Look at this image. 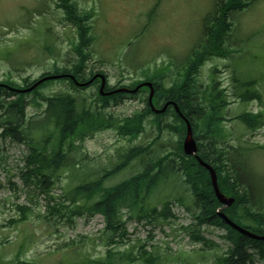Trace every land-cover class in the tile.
Returning a JSON list of instances; mask_svg holds the SVG:
<instances>
[{
	"label": "rangeland",
	"instance_id": "374dc122",
	"mask_svg": "<svg viewBox=\"0 0 264 264\" xmlns=\"http://www.w3.org/2000/svg\"><path fill=\"white\" fill-rule=\"evenodd\" d=\"M73 1L79 10L93 15V40L85 50V54L89 52L85 70L102 71L110 86L130 85L150 77L170 87L182 81L185 61L200 38L202 19L217 0ZM57 3L58 0H0V82L22 85L26 78L30 83L55 67H70L77 61L76 28L64 20ZM229 35L231 52L205 60L192 80L199 97L212 78L218 83L215 90L223 92L226 105L217 117V126L224 137L219 146L227 152V168H233L241 191L246 192L245 205L264 212V126L251 131L237 118L242 112L264 113V0H254L236 13ZM244 79L254 80L260 99L242 101L236 97L238 84ZM39 91L44 96L69 92L79 107L99 106L96 84L75 90L68 81L51 80ZM147 96L148 90L142 89L134 97L111 103L103 110L115 123L142 116L137 136L120 134L112 124L82 141L76 140L80 148L73 150L72 156L81 167L80 173L76 166L60 169L46 185L47 191L37 178L24 177L28 174L30 144L2 137L0 127V264H97L89 260L108 259L109 251L117 264H219L230 246L224 238L225 231L214 225H195L192 212L186 209L190 192L181 174L160 183L150 199L155 204L163 197L172 198L170 208L175 218L137 219L129 217L128 209L123 208L126 230L114 238V243L109 241L112 233L103 229L102 215L70 217L69 187L82 179L95 180L123 165L122 155L129 148H146L143 160L129 161L105 178L104 186L128 179L144 163L164 155L173 159L178 169V144L185 125L179 128L170 109L161 119L163 131L156 129L153 115L145 110ZM11 99L7 95L0 97L4 105L0 115ZM32 99V94L27 95L23 108L26 131L40 121L44 109ZM34 135L40 141L44 137ZM197 232L209 243L197 241ZM251 253L256 264H264V255Z\"/></svg>",
	"mask_w": 264,
	"mask_h": 264
},
{
	"label": "trees",
	"instance_id": "16d2710c",
	"mask_svg": "<svg viewBox=\"0 0 264 264\" xmlns=\"http://www.w3.org/2000/svg\"><path fill=\"white\" fill-rule=\"evenodd\" d=\"M253 1L218 0L215 2L213 8L202 19L200 38L185 61L184 75L180 83L165 87L160 81L153 78L147 77L145 80H150L155 84L156 88L152 101L156 106L161 101L164 104L166 101L172 100L177 104L180 112L189 119L194 137L198 141V156L215 169L218 186L221 191L234 197L233 204L229 208L224 209V213L234 222L244 225V227L255 233L263 234L264 212L253 211L245 205L248 200L246 192L241 191L239 181L233 173V168H227V152L219 146L222 142V137H224V132L217 126V117L226 105L223 92L215 90L218 83L211 77L210 86L199 97L192 80V75L196 73L197 68L205 60L213 56L225 57L231 52L229 51L231 46L227 43L231 26V14L233 11L246 8ZM57 6L62 9L64 20L76 28L79 41L76 46L78 58L70 67H55L49 74L68 73L73 76L75 81L83 82L92 78L97 72L105 76V90L119 87L110 86L106 74L102 71L85 70V60L87 54H89V52L85 54V50L93 40L90 33L92 12L79 10L73 0H58ZM211 73L213 75L214 69H212ZM59 80L68 81L70 87L75 90L84 89L93 84H96L99 88V79L92 81V84L84 85V87L76 86L77 84L73 80L66 77ZM49 81H44L33 90L24 93H20L16 89L25 88L33 83L32 81L27 83L26 78L23 79L22 85L0 82L8 85L0 86V97L2 95L12 97L4 113H2L3 115H0V127H3L1 136H9L16 142L30 144V155L27 157L28 174H24V177L26 180L37 178L45 191L48 190L46 185L51 182L52 175L56 174L60 169L71 167L74 169L76 166L77 172L81 170L80 165L72 156L73 150L80 148V145H75L76 140L82 141L96 131L111 127L112 124H115L114 126L118 128L120 134L135 137L140 133L144 120L142 116L136 117L134 115L133 117L124 118L121 123H115L104 114L103 110L106 107L111 103L116 104L118 101L127 98L130 96L128 93L117 92L109 96H100L98 93L96 98L99 103L98 108L93 109L84 104L79 107L76 98L69 92L58 93L53 96L41 94L39 89ZM141 81L138 80L126 86L134 87ZM239 86V91L235 95L242 101L260 99V93L255 88L254 80L242 82ZM142 89L148 90L146 87H142L137 93ZM30 94L33 95L32 102L36 106H44V109L40 121L34 122V125L29 127L31 130L26 131L22 123L25 118L23 108L28 102L26 97ZM170 108L169 106L162 114H155L149 109L146 102L145 110L153 115L156 129L160 130V132L163 131V128H160L161 119ZM3 109L4 105L0 103V110ZM171 113L179 122V128L180 126L184 127L179 115L174 111ZM237 118L251 131L264 126L263 112H257L256 114L242 112L237 115ZM36 133L44 136L42 141L36 140L34 135ZM180 136L177 154L180 159L178 169L174 165V160L164 155L155 158L153 161H147V163L142 165V169L139 172L128 179L115 185L104 186L103 180L109 175L118 172L123 165L133 159L143 160L146 148L141 146L129 148L122 155L123 165L122 163L117 165L111 172H107L95 180L85 181L82 179L78 184L69 187L67 193L70 194V197H68L71 203L70 217L101 214L104 220L103 229L112 233L109 241L114 243V238L118 234L123 235L126 230L122 214L123 208L128 209L129 217L137 219H150L154 218V216L163 220L175 218L170 208V203L173 201L172 198L165 199L163 197L162 202L155 204H152L150 199L160 183L168 180L171 175L181 174V181L188 187L190 192L188 196L190 203L186 206V209L192 212L195 225L198 227L214 225L225 231L224 238L228 240L230 246L226 255L220 259L219 264H254L249 249H257L259 254L262 253L263 255L264 241H256L241 235L222 220L218 213L221 204L217 200L210 184L208 171L201 167L193 156L182 153L181 139L183 138V133H180ZM38 143L42 144V147L37 146ZM177 200L185 203L182 198H177ZM21 210L24 212L23 208ZM195 238L197 241L209 243L208 239L202 236L200 232ZM210 244H213V242H210ZM144 253L148 255V258H153L150 253ZM109 254L108 259L89 261L97 264H117L111 259L113 253L109 251Z\"/></svg>",
	"mask_w": 264,
	"mask_h": 264
},
{
	"label": "water",
	"instance_id": "95a60500",
	"mask_svg": "<svg viewBox=\"0 0 264 264\" xmlns=\"http://www.w3.org/2000/svg\"><path fill=\"white\" fill-rule=\"evenodd\" d=\"M63 76H65V74H56V75L44 76V77L38 79L29 88H27L25 90H31V89L35 88L37 85H39L41 82H43L45 80L53 79V78H60V77H63ZM69 77L72 78L71 75H69ZM96 77H100L101 78V85H100V93L101 94H107V95H109L111 93H114L115 91L117 92V91H126L127 90V88H119V89H116V90H113V91L104 92L103 91V88H104V85H105V78H104V76L102 74H96V75L92 76V78L89 79L88 81L83 82V83H79V84H82V85L83 84H88L93 79H95ZM142 85H146L150 89V93H149V104L151 105L152 110H154L156 113L163 112L169 102H167L166 104H164L160 109H155L152 106L151 98H152L153 93H154V88H153V85H152L151 82L141 83L138 86H136L133 90H130V91L134 92L135 90H137ZM22 91H24V90H22ZM175 109L178 111V108H177L176 105H175ZM180 116L184 120L185 125H186V133H185V137H184L183 143H182L183 152L186 155H193L196 158V160L199 162V164L208 171L210 183L212 185V188H213V191L215 193L216 198L222 204V209L223 208H226V207H229L232 204V202L234 201V198L227 197L225 194H223L221 192V190H220V188H219V186L217 184L216 171L213 169V167L209 163L203 161L197 155V144H196V140L193 138L192 128H191V125H190L188 119L185 118L182 114H180ZM219 215L224 220V222L226 224H228L233 229L237 230L240 234L246 235V236H248V237H250L252 239H258V240H263L264 239V235H257L255 233H252L248 229H246L244 227H241L240 225H238L235 222H233L232 220H230L223 212H220Z\"/></svg>",
	"mask_w": 264,
	"mask_h": 264
},
{
	"label": "bare ground",
	"instance_id": "6f19581e",
	"mask_svg": "<svg viewBox=\"0 0 264 264\" xmlns=\"http://www.w3.org/2000/svg\"><path fill=\"white\" fill-rule=\"evenodd\" d=\"M93 76H94V75H93ZM103 76H104V75H103ZM89 79H90V78H89ZM89 79H88V80H89ZM91 84H92V82H91ZM105 85H106V84H105ZM76 86H77V85H76ZM83 87H84V86H83ZM86 87H87V86H86ZM107 89H108V88H107ZM10 116H11V115H10ZM197 142H198V141H197ZM150 163H152V162H150ZM223 184H224V183H223ZM235 186H236V185H235Z\"/></svg>",
	"mask_w": 264,
	"mask_h": 264
}]
</instances>
